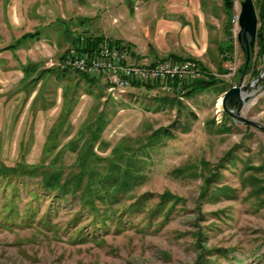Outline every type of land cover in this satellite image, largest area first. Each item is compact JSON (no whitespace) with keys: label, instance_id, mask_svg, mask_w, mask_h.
<instances>
[{"label":"rangeland","instance_id":"rangeland-1","mask_svg":"<svg viewBox=\"0 0 264 264\" xmlns=\"http://www.w3.org/2000/svg\"><path fill=\"white\" fill-rule=\"evenodd\" d=\"M253 1L257 30L264 36L260 13L264 0ZM128 5L127 0L90 1L84 5L89 14L82 22L86 32L78 34L100 36L109 43L131 40L142 53L147 44L157 45L161 54L157 60L144 55V61H136L126 53L129 65L170 59L163 49L168 40L160 35L176 26L184 0H137L133 12ZM230 13L224 24L227 46ZM76 21L65 23L71 41L67 50L84 41L75 34ZM102 27L103 34L97 35ZM231 47L230 61L220 67L212 68V59L202 63L183 58L199 70L195 80L206 79L207 72L217 83L177 100L180 106H158L159 97H174L148 91L147 86H134L113 100L104 76H87L107 89L104 99L94 96L84 101L79 95L77 108L63 118L67 127L56 125L44 150L34 142L18 146L23 129H31L27 110L21 108L8 129L18 98L10 93L14 96L9 103L0 99V164L11 167L21 162L65 177L84 173L82 189L102 198L96 205L108 214L101 224L93 222L75 200L31 201L33 191L40 193L39 178L17 182L15 190L0 181V264H264V132L235 121L221 105L229 87L259 76L264 55L256 41L251 71L243 73L244 56L237 39ZM10 76L16 84L17 76ZM251 93L255 95L241 113L264 127V78ZM60 105L58 101L50 118L38 116L33 136L43 139L45 133L38 134L40 122L55 119ZM96 130L100 134L93 140ZM60 144L66 148H58ZM116 220L120 222H111Z\"/></svg>","mask_w":264,"mask_h":264},{"label":"crops","instance_id":"crops-1","mask_svg":"<svg viewBox=\"0 0 264 264\" xmlns=\"http://www.w3.org/2000/svg\"><path fill=\"white\" fill-rule=\"evenodd\" d=\"M90 1L92 0H0V99L9 103L14 96L9 97L10 93H15L18 98V110L10 113L11 120L8 121L7 128L15 125V118L21 108L27 110V116L31 119H28L31 129L27 131L24 128L17 139L19 147H29L33 142V146L40 147L41 150L49 147L46 143L50 142V138L48 141L47 136L54 131L56 125L64 124L67 127L68 121L63 122V118H69L77 108L79 95L80 99L87 101L86 98L94 96L104 99V94L107 93V89L103 90L97 82L89 81L86 76H74L70 71L63 72L59 69V63L71 42L67 38L69 32L65 29V23L77 20V38L85 39L90 36L89 33L78 34L86 32L82 22L89 19V14L84 5ZM188 2L190 0H184L185 5L178 12L176 26H170L171 28L161 32L160 38L168 40L167 44L164 42L167 45L163 48L165 57H190L201 60L202 63L205 59L209 62L212 59V68L224 66L226 62H223V50L227 47L224 24L227 13L223 0H193L192 4ZM219 12H222V17ZM19 20L22 21L20 24ZM103 31L102 27L97 35H102ZM110 41H119L130 59L133 57L136 61H144V55L156 58L155 60L161 57L157 45L154 48L153 43L147 44L142 53L137 51L136 43L131 40L126 43L119 39ZM10 75L17 76L16 84L10 79ZM103 81L108 84L106 79ZM6 84L16 86L5 89L3 85ZM58 101H61V105L56 118L48 120L47 124L40 122L42 126L38 128V134L45 133L43 139H38L39 135L33 136L35 131L32 126H35L38 116L50 118L57 109ZM25 121L26 124L27 120ZM25 142L30 145H24ZM57 147L66 148L64 144Z\"/></svg>","mask_w":264,"mask_h":264},{"label":"built area","instance_id":"built-area-1","mask_svg":"<svg viewBox=\"0 0 264 264\" xmlns=\"http://www.w3.org/2000/svg\"><path fill=\"white\" fill-rule=\"evenodd\" d=\"M230 1L232 7L228 38L234 49L240 31L238 21L243 0ZM126 53L124 49L112 46L106 41H103L91 56L74 45L66 51L59 69L72 70L89 77L104 76L108 81V93L111 94L112 99H117L121 94L138 85L152 86L162 94L172 95L182 102L185 100V86L200 76L195 64L189 61L168 59L154 65H129ZM151 95L157 97L158 92H152Z\"/></svg>","mask_w":264,"mask_h":264},{"label":"trees","instance_id":"trees-1","mask_svg":"<svg viewBox=\"0 0 264 264\" xmlns=\"http://www.w3.org/2000/svg\"><path fill=\"white\" fill-rule=\"evenodd\" d=\"M223 4L225 6L226 13L231 11L232 3L230 0H223ZM261 17H264V8L261 10ZM258 34L262 35L259 30H257ZM228 33V30L226 31ZM229 36V34H228ZM103 41V37H93V36H88L87 38L84 39V41L78 45V48L80 51L88 53V54H94L95 51L97 50V47L100 42ZM78 42H75L74 44H78ZM257 43L260 46V52L261 55H264V38L262 41L257 40ZM110 45H113L118 48H123L121 47L119 41L115 42H110ZM232 43L229 42L228 46L223 50V54L225 55L223 57V62H229L230 61V55L232 51ZM169 59V58H168ZM170 59L176 60V61H182L183 59L181 58H176V57H170ZM252 58L249 62V67L252 65ZM202 68V67H201ZM203 70V69H202ZM70 70H63V72H68ZM205 72V70H203ZM75 72V71H73ZM77 73V72H76ZM243 73H244V68H243ZM252 73L256 75V72L252 69ZM79 74V73H77ZM207 78L206 79H197L195 81L190 82L185 86L186 88V93L185 96L186 98H190L198 93L203 92L204 90L210 89L211 86L215 87L217 80L211 75L205 72ZM224 74V73H223ZM81 76H85L82 74H79ZM87 77V76H86ZM88 78V77H87ZM89 81H94L90 78H88ZM136 87L139 88L137 85ZM152 86H147V90L150 91L152 90ZM231 87H229L227 90H229ZM226 90V91H227ZM159 97V96H157ZM156 97V98H157ZM158 106L160 105L161 107H172L174 105L180 106V102L177 101V99L171 98L168 99L166 97H159L158 100L155 101ZM104 111L99 113V117L97 120H100V117H103ZM96 124V123H95ZM97 135L94 137L93 135V140H98L99 137V130L95 131ZM80 156V153H78ZM84 173L78 172V174H69L68 176L65 177L62 173L58 172H43L41 171L38 167H29L26 163H16L15 166H5L3 164H0V181L3 183H9L12 185L13 189H17V182H22L24 179H36L39 178L38 181V188L40 190V193L38 191H33L31 193V201L38 202L40 198L48 197L51 199V202H61L65 201L68 202L69 200H75L79 202V206L81 209L85 210L88 212V214L92 217L93 222L100 220L101 224H104V221L108 214L104 211L101 210V208L96 205V202L101 200L99 196L96 195H91L90 190H83L82 185H83V178H84ZM49 210V211H48ZM47 213L51 211V209H48ZM123 215H120L122 217ZM118 217V216H117ZM114 219V218H113ZM112 219V220H113ZM118 223L120 221H111Z\"/></svg>","mask_w":264,"mask_h":264},{"label":"water","instance_id":"water-1","mask_svg":"<svg viewBox=\"0 0 264 264\" xmlns=\"http://www.w3.org/2000/svg\"><path fill=\"white\" fill-rule=\"evenodd\" d=\"M128 8L131 12L134 11L135 3L137 0H127ZM240 31L237 35V42L240 50L244 56V73H249L251 68L249 62L254 53V47L256 41H262L263 35L257 32V15L253 0H243L241 2V9L238 21ZM264 78V57H263V68L257 78L239 86H233L226 91L221 99V105L223 112L242 124L256 127L260 131L264 132V127H259L249 119L244 118L242 115V109L252 99L255 93H251L253 89L260 84Z\"/></svg>","mask_w":264,"mask_h":264}]
</instances>
